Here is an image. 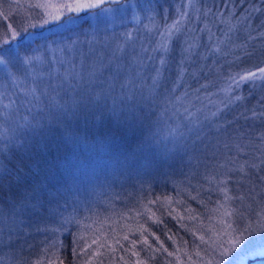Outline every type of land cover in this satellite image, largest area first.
Listing matches in <instances>:
<instances>
[{"label": "trees", "instance_id": "obj_1", "mask_svg": "<svg viewBox=\"0 0 264 264\" xmlns=\"http://www.w3.org/2000/svg\"><path fill=\"white\" fill-rule=\"evenodd\" d=\"M148 1L154 0L109 1L102 10L68 12L62 15L63 24L49 20L48 24L19 26L20 20L9 14L2 15V22L16 30L15 40L29 34L41 37L25 39L19 46L13 42L20 58L53 39L82 35L90 29L94 13L131 2L143 6ZM161 1L168 11L180 5L181 10L190 9L202 17L189 30L191 38L186 41L194 38V46L182 50L179 63L167 55L171 66L164 72L170 80L163 91L159 90L163 99L141 95L128 102V112H111L107 107L106 111L99 107L59 110L61 113L34 121L31 128L18 130L9 141L0 143V264H81L97 243L100 245L92 264H180L176 248L190 246L208 234L222 198L216 169L237 157L234 151L223 148L264 142V46L248 47L246 34L232 39L211 31L213 24L218 31L247 12L246 17L251 12L261 17L264 0ZM88 12L94 13L84 17ZM213 42L232 46L216 55ZM197 127L204 135L195 138L193 129ZM89 146L102 148L104 158L118 160L121 168L128 170L127 180L114 179L123 184L121 190L147 194L150 205L138 207L152 213L147 223L133 222L131 231L123 235L117 229L96 225L101 223V216L97 221L82 208L67 218L63 198L70 190L61 186L60 171ZM168 153L170 157L165 156ZM152 154L161 161L149 177L147 158ZM199 159L200 164L190 165ZM231 184L227 185L232 190ZM178 197L182 200H176ZM33 200L38 202L37 209L24 211ZM119 201L112 200L107 208L112 218L125 207ZM60 204L62 211H54ZM182 204L188 215L203 218L198 226L183 217ZM15 217L25 219L21 227H4L5 221ZM103 233L106 238H102ZM111 235L117 239L121 236L116 245ZM252 262L263 264L264 255L247 259L246 264Z\"/></svg>", "mask_w": 264, "mask_h": 264}, {"label": "rangeland", "instance_id": "obj_2", "mask_svg": "<svg viewBox=\"0 0 264 264\" xmlns=\"http://www.w3.org/2000/svg\"><path fill=\"white\" fill-rule=\"evenodd\" d=\"M109 1L118 0H103L99 10L105 9ZM97 2L99 0H0V43L9 38L14 29L3 26L2 15L9 14L11 18L20 20L19 26H28L44 20L51 21L53 15L87 12H76L75 9L84 3ZM66 5L70 7L66 8ZM166 7L163 1L154 0L143 6L131 2L103 12L98 10L96 15L88 12L84 17L90 18L94 13L92 24L82 35L68 40L53 39L28 56L20 57L15 67L0 64V143L9 141L8 137L18 130L31 128L34 121L48 120L59 110L77 108L89 111L90 107H99L106 111L107 107L111 112H128V102L141 95L163 99V92L159 90L163 91L169 79L164 70L171 66L167 64V55L173 58L175 64L179 63L183 58L182 50L194 46L193 37V41H186L190 37L189 30L202 19L195 11L181 10L180 5L173 6L178 8L177 11L173 7L168 11ZM247 13L238 20H229V24L226 23L218 31L213 24L211 32L222 37L226 34L232 39L246 34L248 47L264 46V24L261 25L264 13L257 17L255 12H251L246 17ZM216 22H219L218 19ZM212 45L216 55H222L226 48L232 46L214 42ZM193 133L195 138L204 135L199 127L194 128ZM165 140L168 141V138ZM83 149L60 171L61 186L70 190L69 194L64 193L63 198L66 203L63 211L67 212V218L77 208H82L89 217L96 216V220L101 216V223L96 225H102L103 229H117L123 235L131 231V223H147L152 213L148 208H138L150 205L147 194L137 195L132 190L125 192L121 190L123 184H117L116 180H127L128 170L121 168L118 160L104 158L105 153L98 146ZM223 149L234 151L237 157H231L216 169L217 175H220L217 183L222 195L219 209L215 210L213 224L206 236H199L190 246L176 248L180 264H237L234 257L247 241L255 242L257 250L264 241V231L261 230L264 228V142L256 146ZM152 155L147 158L149 177L161 161V157ZM197 163L200 164V159L190 165ZM122 169L126 171L120 173ZM229 182L232 183V190L227 185ZM112 200H120L119 204L125 206L115 218L107 212ZM37 203L33 200L23 210H35ZM182 208L183 217L189 224L198 226L202 222L201 216H190L185 205L182 204ZM58 210L62 211V204L55 207L54 211ZM141 210L144 211L139 213ZM24 222V218L15 217L5 221L4 227L18 229ZM245 229L251 231H243ZM80 230H83L82 225ZM111 237L116 245L121 236L118 239L115 235ZM102 238H106L104 233ZM237 239L243 242L233 246V241ZM99 245L92 246L81 264L95 261ZM255 256L263 255H247L240 264H246L247 259Z\"/></svg>", "mask_w": 264, "mask_h": 264}, {"label": "snow or ice", "instance_id": "obj_3", "mask_svg": "<svg viewBox=\"0 0 264 264\" xmlns=\"http://www.w3.org/2000/svg\"><path fill=\"white\" fill-rule=\"evenodd\" d=\"M102 2L103 0H99V2L97 3H84L80 5L79 7H77L75 11L80 12L84 10L98 8L100 6V3ZM65 7L69 8L70 6L66 5ZM68 19L71 20L73 18L69 17ZM51 22L63 24L64 19L60 15H53L51 18ZM43 23L48 24L49 21L44 20ZM6 35H8V33H6ZM11 36L13 37V40H3L2 41L3 46H0V64H10L13 67H15L16 62L19 60V56H18V53L13 49V42H15L19 46V44L25 41V39L29 41H34L35 39H39L41 37L39 35L29 34L27 37L25 35H21L19 37V40H15V36H16L15 29L12 30ZM261 72L264 73V69H261ZM157 74H159L158 70H157ZM242 79L244 78L242 77ZM212 115L215 116L216 114L212 113ZM237 230L240 231L241 229H237ZM261 230L264 231V228H262ZM243 231H251V230L245 229ZM125 239H127V237H125ZM242 242L243 241L240 239L234 240L233 246H239ZM247 255H264V241H261V245L258 250H257V245L255 244V242L247 241L245 247L241 248V250L239 251L237 256L234 257V259L237 261V264H240V262H242L244 257Z\"/></svg>", "mask_w": 264, "mask_h": 264}]
</instances>
